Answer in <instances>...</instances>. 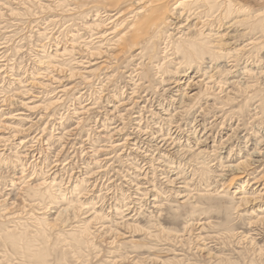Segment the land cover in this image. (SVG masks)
Returning <instances> with one entry per match:
<instances>
[{
    "label": "rangeland",
    "instance_id": "374dc122",
    "mask_svg": "<svg viewBox=\"0 0 264 264\" xmlns=\"http://www.w3.org/2000/svg\"><path fill=\"white\" fill-rule=\"evenodd\" d=\"M108 1L0 0V264H264V0L191 6L221 59L166 24L132 45Z\"/></svg>",
    "mask_w": 264,
    "mask_h": 264
},
{
    "label": "bare ground",
    "instance_id": "6f19581e",
    "mask_svg": "<svg viewBox=\"0 0 264 264\" xmlns=\"http://www.w3.org/2000/svg\"><path fill=\"white\" fill-rule=\"evenodd\" d=\"M107 1V0H106ZM146 0H133V4L132 6L135 7V6H140L139 8L133 10V7H132V10H131V7L128 9V12L127 13H132V15L130 17L135 18V21L134 23H132V26H130V30L132 29L133 30V35H131L132 37L129 39V41L131 42L132 45H137L138 43V40L139 39H146L147 37H149V33L152 32V33H158V29L162 28V26L164 24H166L168 27V25L172 26L174 30H176L177 34H180L178 35L179 37L176 39V40H173V38L169 37L170 40H172V44L174 42H176V44L178 46H181V45H189L190 48L191 47H201V45H203L204 47H206V49L209 51V55L214 58V59H221L224 57V48H225V44H224V41H223V37H218L216 36L217 38V43L214 45L215 49L212 48L211 46H209L210 44H212L214 41V39H212L213 41L211 42L210 39L213 37L211 35V33H207L206 34V30H205V26L207 25V22H210V21H199L198 24H195V26H192L190 25L192 22H193V16L191 15L192 14V11H191V6H195L196 4H206L208 6V10L209 12H211L212 14L214 13H217V16H219L220 20L221 21H226L227 18L231 17V15L235 14L236 11L237 12H240L242 13L243 10L245 9H242V7L240 9H236L235 6H234V1L233 0H169V1H172L173 4L171 5V7H169L167 1L168 0H147V2H145ZM244 1H248V0H244ZM109 4L107 6V10H110L112 8H117L119 5L123 4L124 2L127 3V0H109L108 1ZM237 2V1H236ZM75 4H78V3H75ZM125 4V3H124ZM83 6V5H82ZM91 6V5H90ZM129 7V6H128ZM75 8V7H74ZM106 8V6H105ZM127 8V7H126ZM78 9V8H77ZM85 9V8H84ZM89 9V8H88ZM170 9H171V18L168 19L167 17V13L170 12ZM248 9V8H246ZM99 10V9H98ZM102 10V9H101ZM120 10V9H118ZM197 11V10H196ZM207 11V10H206ZM125 12V11H124ZM123 12V14H124ZM135 14V15H134ZM106 15V14H105ZM140 19L138 17H135V16H140ZM99 16V15H98ZM102 16V15H101ZM112 16V15H111ZM126 16V15H123L120 14V16H118L114 21L116 22H122L121 19H124L123 17ZM249 16V15H248ZM247 16V17H248ZM202 17V16H201ZM204 17V16H203ZM207 17H211L210 14H208ZM104 18V17H103ZM256 18L258 19L259 24L262 25L263 27V30H264V10L259 12L256 16ZM129 19V18H128ZM131 19V18H130ZM217 19V18H216ZM100 20V19H99ZM104 20V19H103ZM219 20V19H218ZM94 21V19H93ZM112 21V20H111ZM114 21H113V24H114ZM134 21V20H133ZM207 21V22H206ZM215 21V20H214ZM96 22V21H95ZM102 22V21H101ZM116 22V23H117ZM124 22V21H123ZM128 22V20L126 21ZM132 22V20H130V23ZM78 23V22H77ZM110 24V23H109ZM129 24V23H128ZM93 25V24H92ZM101 25V23H100ZM104 25V24H103ZM198 25H201V27L199 29H197V27H199ZM46 26V24H45ZM98 27H101L97 24ZM118 26V25H117ZM126 26L125 24L121 27H124ZM222 26V25H221ZM105 27V26H104ZM164 27V26H163ZM113 28V27H112ZM111 28V29H112ZM115 28V26H114ZM129 28V27H128ZM120 29V27H119ZM163 29V28H162ZM115 31V30H114ZM128 31V30H127ZM126 31V32H127ZM161 31V29H160ZM107 31H101V33L99 32L100 34V37H103L104 38V34L106 33ZM170 32V31H169ZM175 32V33H176ZM111 33V32H110ZM115 34V32H114ZM117 34V33H116ZM164 34V33H163ZM167 34V33H166ZM164 34V35H166ZM174 34V33H173ZM176 34V35H177ZM213 34V33H212ZM112 35V34H111ZM153 35V34H152ZM163 35V36H164ZM170 35V34H169ZM151 36V35H150ZM160 36V35H158ZM111 38V36H109ZM115 37V36H114ZM127 37V36H126ZM166 37V36H165ZM153 36H151L149 38V42L152 40ZM168 38V39H169ZM86 39V38H85ZM84 39V40H85ZM113 39V38H112ZM123 39L122 36L120 39L116 40V41H113V46H120L119 43H120V40ZM125 39V38H124ZM128 39V37L126 38V40ZM161 39V38H159ZM101 40V39H100ZM99 40V41H100ZM111 40V39H109ZM108 40V41H109ZM107 41V42H108ZM112 41V40H111ZM73 42V41H72ZM78 42V41H77ZM84 42V41H83ZM97 42V41H96ZM105 42V41H104ZM126 42V41H125ZM124 42V43H125ZM128 42V41H127ZM141 42V40H140ZM155 42V41H153ZM102 43V42H101ZM111 43V42H110ZM156 43V42H155ZM159 43V42H158ZM168 43V42H167ZM58 44V43H57ZM88 44V43H87ZM95 44V43H94ZM108 45V43H106ZM121 44V43H120ZM148 44V43H147ZM151 44V42L149 43ZM148 44V45H149ZM154 44V43H152ZM166 44V43H165ZM112 45V44H111ZM126 45V44H125ZM123 46V47H126V46ZM139 45V43H138ZM137 45V46H138ZM155 47H156V44H154ZM167 45V44H166ZM209 46V48L207 46ZM104 46V45H103ZM110 46V45H109ZM109 46H108V49H109ZM113 46L111 49H113ZM141 46V44H140ZM145 46V45H144ZM152 46V45H151ZM122 47V44H121V48ZM91 48V46H90ZM107 48V47H106ZM134 48V47H133ZM132 48V49H133ZM144 48V47H143ZM157 48V47H156ZM168 48V46H167ZM97 49V48H96ZM102 49V48H100ZM117 49V48H116ZM119 49V48H118ZM131 49V50H132ZM146 49V48H145ZM166 49V48H165ZM198 49V48H197ZM115 50V49H114ZM113 50V51H114ZM130 50V49H129ZM130 50V51H131ZM144 50V49H143ZM152 50V49H150ZM155 50V49H154ZM170 50V49H169ZM85 51V50H84ZM99 50H97L98 52ZM102 51V50H101ZM125 51V50H124ZM123 51V52H124ZM127 51V50H126ZM125 51V53H126ZM142 51V49H141ZM148 52V50H145V52ZM79 52V51H78ZM77 52V53H78ZM96 52V51H95ZM100 52V51H99ZM98 52V53H99ZM121 52H122V49H121ZM120 52V54H121ZM122 52V53H123ZM146 52V53H147ZM153 52V51H152ZM156 52V51H155ZM173 52V51H172ZM167 53V52H165ZM189 53V52H188ZM75 54V53H74ZM95 54V53H94ZM101 54V52H100ZM119 54V53H118ZM116 54V55H118ZM124 54V53H123ZM127 54V53H126ZM142 54V52H141ZM190 54V53H189ZM202 54V53H201ZM60 55V54H59ZM113 55V54H112ZM115 55V56H116ZM145 54L143 53V56ZM203 55V54H202ZM51 56V55H50ZM94 56V55H93ZM119 56V55H118ZM152 56H155V55H152ZM199 56V55H198ZM62 57V56H61ZM102 57V56H101ZM59 58V57H58ZM146 58V57H145ZM152 58V57H151ZM189 58V57H188ZM112 59V57H111ZM150 59V58H149ZM153 59V58H152ZM202 59V58H200ZM204 59V57H203ZM202 59V61H199L198 65H200L204 60ZM54 60V59H53ZM213 60V59H212ZM211 60V61H212ZM189 61H191V59H189ZM169 62V61H168ZM192 62V61H191ZM109 63V62H108ZM117 63V62H116ZM159 63V62H158ZM184 64V63H183ZM197 64V63H196ZM83 65V64H82ZM188 65H193V64H188ZM90 66V65H89ZM115 66V65H114ZM1 68V67H0ZM203 71V70H202ZM98 72V71H97ZM89 75V74H88ZM89 79V78H88ZM116 80V79H115ZM89 83V82H88ZM105 83V82H104ZM102 87V86H101ZM103 89V88H102ZM164 94L166 95V93H168V90H163ZM183 96V95H182ZM184 98V97H182ZM102 99V98H101ZM142 99V98H141ZM140 99V100H141ZM104 100V99H103ZM139 100V101H140ZM181 103L179 104V107L177 108L178 110H182V112L184 111V101L183 99H181ZM107 101V100H106ZM143 101V100H142ZM145 102V101H144ZM108 103V102H107ZM145 103H148L150 104V101L147 100V102ZM59 104V103H58ZM89 104V103H88ZM146 106V105H144ZM82 106H80L81 108ZM142 107V106H141ZM159 107H161L160 112L164 113H168V117H165L162 121L168 123L170 125V128H172V122H173V119L176 117V115H171L169 114V110L170 109H166L164 106H162L161 104H159ZM90 108V107H89ZM203 109V108H202ZM85 111V110H84ZM179 114V112H177ZM181 113V112H180ZM18 117V116H17ZM196 121V120H195ZM198 121V120H197ZM190 125V124H189ZM196 125V124H195ZM105 126V125H104ZM205 126V125H204ZM207 126V125H206ZM139 127H141L139 125ZM52 128V127H51ZM169 128V130L167 131L168 133L167 134H163L162 132H155V131H143L142 128H139V130H137L138 134H139V137L137 139H133L132 140V145L134 146V150L135 149H142V147H145V149H147L148 151H152V153L154 152L155 153H158L161 151V149H164L165 146L167 145L168 143V140L172 138V130ZM118 129V128H117ZM194 129V135L196 137V135H198V131L197 128H193ZM237 130V129H236ZM89 132V131H88ZM188 133V132H187ZM191 133V132H190ZM68 135V134H67ZM107 135V134H106ZM117 135V133H116ZM176 136V135H175ZM174 136V137H175ZM177 137V136H176ZM188 137V136H187ZM173 139V138H172ZM217 139V138H216ZM105 140V139H104ZM180 140V139H179ZM197 140V139H196ZM172 141V140H171ZM185 141V140H184ZM198 141V140H197ZM113 143V142H112ZM63 144V143H62ZM120 145V144H119ZM129 146V145H128ZM178 146V145H177ZM31 147V146H30ZM115 148V147H114ZM62 149V148H61ZM110 149V148H109ZM114 150V149H113ZM199 150V149H198ZM29 151V150H28ZM190 152V151H189ZM233 152V151H232ZM169 154V153H168ZM124 155V154H123ZM161 155V154H160ZM167 155V154H166ZM191 157V156H190ZM210 157V156H209ZM26 158V157H25ZM195 158V157H194ZM173 159V158H172ZM250 159V157L248 158ZM198 160V159H197ZM33 164V163H32ZM117 164V163H116ZM211 164V163H210ZM159 166V165H158ZM156 167V166H155ZM44 169V168H43ZM184 169V168H183ZM236 170V169H235ZM123 171V170H122ZM16 175V174H15ZM23 176V175H22ZM38 177V176H37ZM136 178V177H134ZM232 181V180H231ZM176 182V181H175ZM257 181H255L256 183ZM30 183V182H29ZM23 184V183H22ZM26 186V185H25ZM29 187V186H28ZM63 188V187H62ZM12 191V190H11ZM11 193V192H10ZM114 193V192H113ZM142 193V192H141ZM87 194V193H86ZM4 197V196H3ZM17 199V198H16ZM47 199V198H46ZM129 199V198H128ZM81 201V200H80ZM25 202V201H24ZM26 204V203H25ZM96 204V203H95ZM30 205V204H29ZM94 205V204H93ZM129 206V205H128ZM129 211V210H128ZM37 214V213H36ZM93 215V214H92ZM38 218V217H37ZM133 218V217H132ZM30 219V218H29ZM161 219V218H160ZM35 220V219H34ZM52 221V220H51ZM129 222V221H128ZM100 226V225H99ZM96 227V226H95ZM157 231V230H156ZM189 233V232H188ZM102 235V234H101ZM166 236V235H165ZM169 236V235H168ZM172 236V235H171ZM94 237V236H93ZM155 237V236H154ZM157 237V236H156ZM158 239V237H157ZM113 240V239H112ZM151 240V239H150ZM159 241V240H158ZM160 242V241H159ZM207 243V242H206ZM112 246V245H111ZM201 246V245H200ZM116 250V249H115ZM212 251V250H211ZM213 252V251H212ZM119 254V253H117ZM113 255V254H112ZM112 260L110 262V264H120L123 257L119 256L120 259H115V258H118V256L116 257H111ZM44 259V257H43ZM42 259V260H43ZM124 259V258H123ZM125 260V259H124ZM17 261V260H16ZM42 262V261H41ZM124 262V261H123ZM43 263V262H42ZM122 263V262H121Z\"/></svg>",
    "mask_w": 264,
    "mask_h": 264
}]
</instances>
